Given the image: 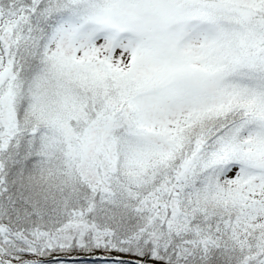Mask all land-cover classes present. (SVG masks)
Here are the masks:
<instances>
[{
  "label": "snow or ice",
  "instance_id": "snow-or-ice-1",
  "mask_svg": "<svg viewBox=\"0 0 264 264\" xmlns=\"http://www.w3.org/2000/svg\"><path fill=\"white\" fill-rule=\"evenodd\" d=\"M0 264H264V0H0Z\"/></svg>",
  "mask_w": 264,
  "mask_h": 264
}]
</instances>
